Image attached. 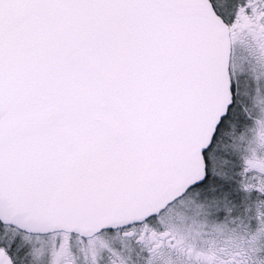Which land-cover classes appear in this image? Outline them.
I'll list each match as a JSON object with an SVG mask.
<instances>
[{
	"label": "snow or ice",
	"instance_id": "6c2138e0",
	"mask_svg": "<svg viewBox=\"0 0 264 264\" xmlns=\"http://www.w3.org/2000/svg\"><path fill=\"white\" fill-rule=\"evenodd\" d=\"M0 264H264V0H0Z\"/></svg>",
	"mask_w": 264,
	"mask_h": 264
}]
</instances>
